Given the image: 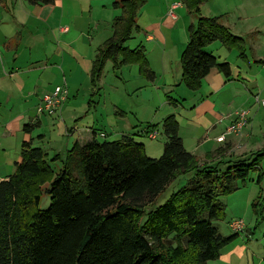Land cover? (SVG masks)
<instances>
[{
	"label": "trees",
	"instance_id": "trees-1",
	"mask_svg": "<svg viewBox=\"0 0 264 264\" xmlns=\"http://www.w3.org/2000/svg\"><path fill=\"white\" fill-rule=\"evenodd\" d=\"M29 5H50L53 0H25ZM208 0H179L190 15L197 16L187 28L188 40L179 56L180 82L188 90L200 89L212 69L225 79L230 65L205 49L218 42L238 58L246 57L245 41L220 23V17H202L199 7ZM147 0H111L118 11L111 23V36L96 50L89 81L91 95L106 62L113 70L137 66L146 81L154 80L142 47L126 43L138 30L137 16ZM263 64L264 61H255ZM171 105L177 102L166 96ZM36 125H25L31 133ZM148 125L144 136L154 132ZM165 141L159 158H149L142 143L132 136L117 141L93 137L75 143L63 157L48 155L32 142H22L20 161L7 179L0 181V264H207L237 238L222 237L213 222L224 217L217 199L238 189L250 172L261 180L262 153L250 162L223 161L230 146L205 155L200 161L186 151L173 115L161 122ZM219 158V162H210ZM50 162H61L55 172ZM185 184L153 210L145 212L166 188L181 176ZM48 207L38 209L42 193ZM257 203L252 204L256 210ZM264 252V247H263ZM264 262V258H263Z\"/></svg>",
	"mask_w": 264,
	"mask_h": 264
},
{
	"label": "crops",
	"instance_id": "crops-1",
	"mask_svg": "<svg viewBox=\"0 0 264 264\" xmlns=\"http://www.w3.org/2000/svg\"><path fill=\"white\" fill-rule=\"evenodd\" d=\"M146 4L138 15L143 8H147ZM108 9L111 10L107 11L111 18L117 12L111 7V0H53L52 4L42 6L29 5L25 0H0V181L7 179L14 170V164L20 161L22 142L30 141L34 147L43 150L40 144L44 135L35 133L46 125L52 126L63 140L60 153H66L75 143L82 145L93 137L101 138L100 135L113 137L111 141L132 136L143 144L141 139L145 138L146 127L155 125L157 133L162 120L168 115L175 116L186 151L200 162L207 153L219 147L229 145L228 154L240 147V139L236 136L227 135L220 143L216 139L235 119V114L239 112L238 102L241 103L250 93L248 87L255 89L256 79L252 68H249L247 55L241 60L235 51L236 58L242 63L240 67L235 62L228 63L221 52L217 58L223 57V61L230 65L231 76L225 79L219 71L212 69L202 80L200 89L192 92L180 82L179 56L184 46L181 48V44L176 46L173 42L167 45L163 39V46L159 48L156 23L146 35L148 45L154 44L155 47L146 49L141 44L137 45L144 50L154 80L146 81L135 65H125L116 71L112 69L116 77L119 74L126 77L124 83H131L132 86L125 91L128 99L133 91L140 90L138 106L134 104L133 108L122 102L123 97L112 94L109 112L104 115L98 110L102 89L100 82L99 92L91 99L90 107L87 101L85 110L79 116L75 115L74 105L66 106L70 98L77 97L84 85L91 95L89 76L92 62L97 48L111 36L112 31V21L106 19L105 10ZM155 19L156 16L152 20ZM137 27L136 32H143ZM258 60L253 59L254 62ZM126 67L129 68L124 69ZM60 85L67 89V99L59 116L38 114L36 106L42 96ZM177 92H180L178 100L172 97ZM166 96L177 104L171 105ZM156 97L165 109L164 114L155 111L153 102ZM147 104L148 113L153 112L149 120H141L143 115L140 117L135 109L139 111L140 106ZM33 124L36 128L31 133L23 131L25 125ZM140 124H145V127L135 133L133 129ZM143 146L146 151V146ZM51 149V152H45L48 159L60 154L57 147Z\"/></svg>",
	"mask_w": 264,
	"mask_h": 264
},
{
	"label": "rangeland",
	"instance_id": "rangeland-1",
	"mask_svg": "<svg viewBox=\"0 0 264 264\" xmlns=\"http://www.w3.org/2000/svg\"><path fill=\"white\" fill-rule=\"evenodd\" d=\"M180 3L179 0H147V8H143L140 14L137 16V25L143 32H134L132 39L129 40L126 46L134 48L141 44L146 49L155 47L154 44H149L146 41V35L152 29L154 24L159 35V48L163 46V39H165L167 45L173 42L174 45H180L181 48L185 46V42L188 40L187 28L190 24H195L197 16L190 15L186 8L182 6H175ZM174 6V7H173ZM147 10V11H146ZM106 19L112 21L115 15L110 18V9L105 10ZM108 11V12H107ZM151 13V14H149ZM199 15L202 17H220V23L224 25L231 34L241 37L245 41L246 55L250 61L249 68H252V74L255 75L256 84L255 89H251L250 93L243 98L241 103L238 102V111H247L250 122L248 125L236 136L240 139V147L233 150L230 154H225L223 161H229L230 164L237 160H243L246 163L250 162L257 153H262V159L260 163L261 180L257 183L258 172H250L248 178L244 184L236 182L238 187L233 193L228 195H219L217 199L225 207L224 217L220 221L213 222V225L217 228L219 234L222 237H229L236 234L230 227L234 221L243 222V232L237 234V238L232 242L224 246L219 253V258L214 261H209L207 264H264V107L256 103L255 99L264 101V65H258L253 59H260L264 61V0H208L199 7ZM156 16L157 19L152 20ZM174 16V17H173ZM142 33V34H141ZM184 42V43H183ZM158 48V47H157ZM207 52L212 53L214 56H221V52L226 56L228 63L235 64L242 67V63L236 58L235 50L227 51L220 46L218 42H214L205 49ZM223 57L219 59V62H224ZM235 62V63H234ZM255 63V64H254ZM126 67L124 69H127ZM125 75H127L125 73ZM124 75V76H125ZM127 81L126 77L115 76L112 70V63L106 62L103 74L99 80V84L102 87L100 90V97L98 110L104 115L109 112L110 99L112 94L116 97H123V103L135 108L134 104L139 105L141 101L139 95V89L132 92V97L128 99L126 96V90L131 87V83H124ZM135 86V85H134ZM183 87V86H182ZM184 89V88H182ZM180 92L172 97L178 100ZM123 95V96H122ZM181 96V95H180ZM90 95L86 91L84 85L83 89L79 91L77 97L70 98L71 100L66 106L74 105V109L77 116L80 112H83L86 107ZM135 101V102H134ZM72 102V103H70ZM155 111L160 115L164 114V110L160 102L157 101V97L154 100ZM147 106H140L139 111L141 120H147L151 113H148ZM65 108V106H64ZM65 110V109H64ZM143 111V112H142ZM157 114V115H158ZM149 120V119H148ZM156 120V119H155ZM180 124L182 120L179 118ZM159 121H157L158 123ZM145 124L137 125L134 132H138L143 129ZM157 131L155 139L149 137L142 138L141 141L146 146V156L149 158L157 159L162 153V146L164 143V135L160 131ZM109 133L108 129H104ZM155 132V131H154ZM43 134L44 139L40 146H42L44 152H51L50 148L57 147L59 153L63 147V140L56 134L55 129L46 125L39 133ZM135 137V136H134ZM98 139H101L98 137ZM108 141L113 140V137L107 136L105 138ZM237 141V140H236ZM72 146V145H71ZM69 146V149L71 148ZM51 149V150H52ZM63 154V155H62ZM63 159L65 153L59 154ZM52 157V155H51ZM219 158L214 159L210 163L212 165L219 162ZM205 162L201 160L200 164ZM51 168L57 172L61 168V162H50ZM192 175L187 174L181 176L172 182L166 190L161 193L151 206H147L144 211L148 212L155 207L161 205L168 196L182 187L186 180ZM257 203L256 210L252 209V204ZM49 198L43 192L38 204V209L44 210L48 207Z\"/></svg>",
	"mask_w": 264,
	"mask_h": 264
},
{
	"label": "built area",
	"instance_id": "built-area-1",
	"mask_svg": "<svg viewBox=\"0 0 264 264\" xmlns=\"http://www.w3.org/2000/svg\"><path fill=\"white\" fill-rule=\"evenodd\" d=\"M174 7V6H173ZM174 17V16H173ZM67 99V89L60 85L54 87V89L42 96L40 102L36 106V112L40 115L46 116H59L61 108ZM256 103L264 107V101H259L258 98L255 99ZM249 118L247 111H239L235 114V119L230 123V125L225 129L224 134L219 136L216 141L224 142L225 136L227 135H237L248 125ZM157 136L156 132L149 134L150 139H155ZM103 138V135H100ZM230 227L236 234L243 232V222L234 221L231 223Z\"/></svg>",
	"mask_w": 264,
	"mask_h": 264
}]
</instances>
